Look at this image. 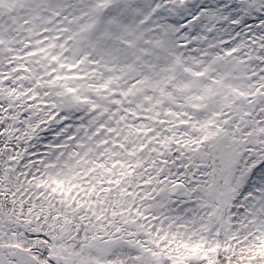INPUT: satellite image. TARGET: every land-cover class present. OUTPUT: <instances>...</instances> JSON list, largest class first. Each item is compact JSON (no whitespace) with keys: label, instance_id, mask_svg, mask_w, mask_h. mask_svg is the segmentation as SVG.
<instances>
[{"label":"snow or ice","instance_id":"1","mask_svg":"<svg viewBox=\"0 0 264 264\" xmlns=\"http://www.w3.org/2000/svg\"><path fill=\"white\" fill-rule=\"evenodd\" d=\"M0 264H264V0H0Z\"/></svg>","mask_w":264,"mask_h":264}]
</instances>
